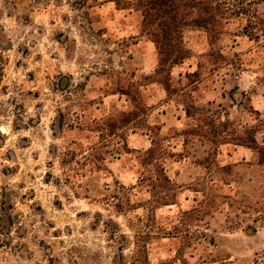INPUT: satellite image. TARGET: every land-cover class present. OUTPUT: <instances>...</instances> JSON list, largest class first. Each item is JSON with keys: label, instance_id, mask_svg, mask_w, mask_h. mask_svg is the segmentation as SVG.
<instances>
[{"label": "rangeland", "instance_id": "rangeland-1", "mask_svg": "<svg viewBox=\"0 0 264 264\" xmlns=\"http://www.w3.org/2000/svg\"><path fill=\"white\" fill-rule=\"evenodd\" d=\"M63 2L4 0L0 8V21L18 26L6 31L0 22V96L8 95L10 87L17 93L8 100L11 123L0 113V127L5 129L0 132V164L7 160L11 165L0 166V231L15 229L22 240L35 229L30 256H41L46 264H63L65 256L76 257L71 264H130L137 241L146 242L149 264H242L248 259L245 245L252 247L246 237L264 227L257 215L248 229L235 235L236 220L224 209L233 210L264 186V168L259 165H264V152L260 150L259 164L253 168L241 163L243 156L232 158L242 145L234 142L236 121L230 117L233 110L243 109L253 119L264 118V34L252 23L241 28L238 20L245 10L229 9V0L186 3L187 24L203 17L202 5L209 7L215 22L207 31L181 29V45L202 54V73L213 70L214 62L218 70L202 92L209 95L208 104L189 110L198 129L173 135L174 151L181 154L172 167L173 181L181 187L178 204L152 213L147 208L153 190L147 187L152 185L136 186L135 158L142 155L125 154L127 132L109 137L113 127L114 132L119 129L112 122L126 117L113 112L111 103L107 110L108 93H127L138 102L129 52L137 42L131 34L137 26L141 30L139 11L146 10V0H71V18L59 11ZM128 6L134 11H120ZM69 20L77 27L76 37L64 27ZM143 25L151 35L153 30ZM189 30L198 35L196 42ZM53 46L56 51L49 55ZM57 54L63 58L61 65ZM79 68L85 71L72 88L73 72ZM22 69L17 85L12 76ZM48 82V92L63 97L62 106L53 105L55 117L45 125L42 111L19 123L29 105L46 110L53 104L42 98ZM22 130L33 131L16 136ZM163 189L171 188L165 184ZM66 246V251H58ZM261 259L259 252L251 253V264H261Z\"/></svg>", "mask_w": 264, "mask_h": 264}, {"label": "crops", "instance_id": "crops-1", "mask_svg": "<svg viewBox=\"0 0 264 264\" xmlns=\"http://www.w3.org/2000/svg\"><path fill=\"white\" fill-rule=\"evenodd\" d=\"M134 11L131 7H123L120 11ZM193 41L196 42L198 35L193 31ZM201 34V33H199ZM135 41L130 50L129 61L133 65L132 83L135 86L136 97L138 99V107L133 105V101L128 97L127 93H108L107 94V110L113 107V112H119L121 114H131L133 119L124 127L117 129L116 132L110 133L109 137H121L122 133L126 142L125 154H131L132 152L142 155V157H136V174L137 184L144 189L147 182V170L153 167L154 163H158L163 171L165 177L169 180L170 184L174 186V199L167 202L166 205L159 206L155 211L162 208L171 207L178 204V196L181 194V187L173 181V164H177L180 160L181 154L175 152V146L172 145L176 138L173 135L185 131L186 129H198V124L192 114L189 112L191 109L201 108L198 104L207 103L209 101V95L205 92V85L209 81L217 68L210 72L202 73L199 70V56L196 55L194 48H186L189 51V56L182 60L180 63L173 65L168 70L169 84L165 85L157 75V69L159 66L158 55L154 44L145 37L141 32L140 26H137L136 31L131 34ZM195 67V71H183L177 74L176 78L171 75V70L174 67ZM182 77V80H181ZM174 84L177 88L175 89ZM175 89V90H173ZM213 90V89H212ZM115 97L116 101L123 100L124 102H130L132 110L128 112H121L115 108L111 98ZM188 99V102H184L182 99ZM109 99V100H108ZM208 104V103H207ZM138 112V113H137ZM172 134V135H171ZM136 137V138H135ZM159 141L161 152L152 165H144L143 159L145 153L150 149L156 148V142ZM132 142V143H131ZM135 142V143H133ZM145 144L147 146L145 147ZM176 144V143H174ZM177 147V146H176ZM185 159V157H183ZM150 188L151 187H147ZM152 192L149 191L148 201L152 199ZM147 201V202H148Z\"/></svg>", "mask_w": 264, "mask_h": 264}, {"label": "clouds", "instance_id": "clouds-1", "mask_svg": "<svg viewBox=\"0 0 264 264\" xmlns=\"http://www.w3.org/2000/svg\"><path fill=\"white\" fill-rule=\"evenodd\" d=\"M70 2L71 0H64L61 7L59 8L60 12L67 13L68 16L71 18L75 13L74 11L70 10ZM237 6L243 8L244 14H241L238 20L240 27H244L247 23H252L258 26L259 31L261 34H264V0H229L228 7L231 9L232 7ZM4 7V0H0V8ZM39 19V17L37 18ZM14 20V18H13ZM4 23L5 30L11 29L12 31H16L18 27L14 22L9 21L7 19H3L0 21ZM65 28H71L72 32L71 35L76 37L78 35L77 27L71 23V20L67 24L64 25ZM26 34V33H25ZM17 35L19 33L17 32ZM32 39L35 38V35L31 37ZM264 38V35H262ZM23 39V37H21ZM19 42V41H17ZM56 51L55 47L49 48V55L52 52ZM20 59L19 56L16 57ZM63 62L62 56L57 54L56 63L61 65ZM23 69L18 71L15 75L12 76V80H16V84L19 85L20 80L23 79ZM85 71L84 68H79V71L73 72V80L71 83V87L75 88L76 84L79 83L80 79H82L81 73ZM183 71H195V67L187 68L185 67H174L171 70V75L173 78L177 77L178 73ZM19 77V79H17ZM182 80V77H181ZM51 82L45 86L43 99H52L53 104L47 106L46 110L42 109H34L31 105H29L28 110L23 114L22 120L19 121L21 124L27 123L29 117L36 115L43 111L44 115V124L47 125L51 122V119L55 117L56 113L54 110L53 105L62 106L63 105V97L62 96H54L48 92V88L50 87ZM17 93L12 90V87L9 88L8 95L0 96V113L4 114V118L10 124L11 121L14 119V116L11 112V106L8 104L9 97H15ZM76 100V97L72 98V101H69L72 104ZM115 108L121 112H128L132 110V105L130 102H124L123 100L116 101L115 97L111 98ZM4 109H8L6 113H4ZM73 111H79L78 107L73 106ZM230 119H235L234 124V131L232 135L235 137L234 142H239L242 147L239 151L233 153V159H238L240 157H244L241 160V163L248 168L256 167L259 163L261 152L260 150L264 149V118L257 120L253 119L249 113L244 112L241 109L239 112L233 110V116ZM20 131L16 133V136H23L29 135L30 132ZM15 137H13V140ZM244 141V143H241ZM45 145V149L47 147L48 140L44 139L41 141ZM55 141H53L54 143ZM147 144H145V147ZM37 163H43V161H37ZM3 165H10V162L4 160L0 166ZM262 168L264 165L259 164ZM13 188L15 185H11ZM21 191L22 190H18ZM69 196L71 193L69 192ZM257 201L259 203H257ZM259 209V212H257ZM228 212V215L233 216L236 220V228L237 232L235 235L240 234V230L248 229V225L252 219H254L257 215L260 216L259 223L262 227H264V186H261L257 191L251 192L246 195L245 198L238 202V207L234 208L233 210L229 211L227 208L224 209ZM239 213V215H237ZM17 227H19L17 225ZM33 229L29 231L21 240L18 234L13 229L11 232H4L0 231V264H46V260L42 259L41 256L38 255H31L30 252L34 251L30 248V245L36 243V240L33 239ZM249 242L252 244L251 248H248L245 245V250L243 255L248 257V259L244 260L242 264H251V253L252 252H259L260 257H264V231L257 232L255 235L246 237ZM7 242V244H5ZM67 246L65 249H58V251H66ZM75 256H65L63 258V264H71L73 260H75ZM261 264H264V259H261Z\"/></svg>", "mask_w": 264, "mask_h": 264}, {"label": "trees", "instance_id": "trees-1", "mask_svg": "<svg viewBox=\"0 0 264 264\" xmlns=\"http://www.w3.org/2000/svg\"><path fill=\"white\" fill-rule=\"evenodd\" d=\"M191 0H146L145 2V11H139L142 13V26L141 32L147 37L149 33L145 32V27H149L153 32L151 33L150 38L147 37L149 41H151L156 49L158 55L159 66L157 69V75L161 78L160 81L165 83V85L170 86L169 84V76L168 70L175 64L180 63L182 60L189 56V51L181 45V29L193 27V28H203L206 31L208 27L215 22L213 13L209 10L208 6L202 5V18L197 17L194 19V25L187 24L185 17L188 16V12H186V3ZM197 5H201V2H196ZM195 6L192 7V9ZM150 18V19H148ZM149 31V30H148ZM178 45V46H177ZM222 56H220L221 58ZM212 69L217 67V64L212 63ZM199 70L201 69V62H199ZM164 73V78L162 76ZM135 107L139 105L138 102L134 98H131ZM137 104V105H136ZM138 107V106H137ZM136 115V112L133 114ZM133 115L131 114H122V118L126 117L125 120H114L112 122V126L116 124L121 127L126 126L132 119ZM110 127V125L108 126ZM114 128V127H113ZM113 128L110 133H114ZM117 128V127H116ZM115 130V129H114ZM264 152V149L261 150ZM161 152V147L156 142V148L150 149L147 153H145V157L143 159L144 165H152L154 160L158 158ZM147 182L152 185V199L147 202L148 209L150 212H155V210L162 205H166L167 202H170L167 197H172L174 199L175 189L174 186L170 184L169 180L163 174V171L158 163H154L151 169L147 170ZM163 185L165 188V184L170 187V190H165L158 184ZM163 191L160 190V188ZM173 192V195H172ZM173 201V200H172ZM256 222V220H253ZM250 228V227H249ZM252 229V228H250ZM254 231V229H252ZM140 237V236H139ZM137 241L135 245V253L133 256V260L130 264H149L147 262V254H146V242L142 241V244H138ZM141 254V257L139 256Z\"/></svg>", "mask_w": 264, "mask_h": 264}, {"label": "water", "instance_id": "water-1", "mask_svg": "<svg viewBox=\"0 0 264 264\" xmlns=\"http://www.w3.org/2000/svg\"><path fill=\"white\" fill-rule=\"evenodd\" d=\"M0 132L4 133L5 129L3 127H0Z\"/></svg>", "mask_w": 264, "mask_h": 264}]
</instances>
